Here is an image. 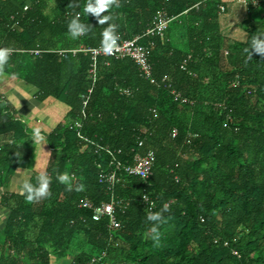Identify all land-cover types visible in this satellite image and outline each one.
I'll use <instances>...</instances> for the list:
<instances>
[{"label":"trees","instance_id":"obj_1","mask_svg":"<svg viewBox=\"0 0 264 264\" xmlns=\"http://www.w3.org/2000/svg\"><path fill=\"white\" fill-rule=\"evenodd\" d=\"M86 3L0 0V48L12 49L0 80L35 88L49 118L39 125L46 142L35 144L33 129L0 96V264H264V56L245 51L264 33V0L247 6L241 41L223 32L221 0H113L103 15L124 39L143 35L160 10L171 22L162 36L140 41L152 77L129 58H99L94 83L90 54L72 53L99 48L107 27L83 13ZM77 14L91 29L74 39L68 23ZM149 151V179L119 171L112 191L100 182ZM20 170L32 183L47 173L50 196L28 203L10 191ZM65 172L71 185L55 179ZM112 200L128 204L113 230L79 204ZM165 203L153 240L146 213Z\"/></svg>","mask_w":264,"mask_h":264},{"label":"built area","instance_id":"obj_2","mask_svg":"<svg viewBox=\"0 0 264 264\" xmlns=\"http://www.w3.org/2000/svg\"><path fill=\"white\" fill-rule=\"evenodd\" d=\"M225 5H229L233 2H237L245 7L250 3L256 5V0H221ZM220 5V12L222 14L226 11V6ZM28 7H25L27 10ZM171 18L168 17L167 13L164 10H160L156 13L150 27L146 30L143 35L135 36L132 39H124L120 35L118 40L117 49L112 53H103L99 51V48H81L79 50H73L72 53L76 54L77 52H83L90 54L91 58V68L89 70L90 78L93 83L95 82L96 76V65L99 58H115V59H131L140 72V75L145 79H149L153 74V65L150 62L148 50L146 47L140 44V41L144 38H151L162 36L165 31L168 29ZM129 93V91H124ZM91 93V90H89ZM176 98L180 97V94L172 91ZM185 100H183L184 102ZM87 104V101L84 102V105ZM75 127L77 129L82 128V124L76 122ZM176 135V132L173 133V136ZM80 136V133H79ZM81 137V136H80ZM139 146H142V143H139ZM133 161L127 162L125 164H118L117 169L110 168L107 171L101 173L100 182L104 183L109 191H112L113 187L120 181V178L117 176L119 171H122L125 175L139 177L141 179H149L153 174V166L155 162V154L153 151H149L144 155L136 154ZM145 201H148L147 197H144ZM82 208L89 209L93 212L92 219L94 221H100L104 218L108 219L109 228L116 229L119 227V222L117 220V210L119 207L125 208L128 204L122 200H112L111 202H103L99 205H94L90 201H82L79 203ZM104 255V254H103ZM98 261L93 259L92 263Z\"/></svg>","mask_w":264,"mask_h":264},{"label":"clouds","instance_id":"obj_3","mask_svg":"<svg viewBox=\"0 0 264 264\" xmlns=\"http://www.w3.org/2000/svg\"><path fill=\"white\" fill-rule=\"evenodd\" d=\"M113 0H87V3L83 7V13L89 17V14L94 16L100 26L107 25L100 33V47L99 51L103 53H112L117 49L119 36L116 31L114 23H110L113 17L109 15H103L108 12L112 6ZM91 29V25H86L81 22L79 14L70 20L68 23V33L74 39H79L81 36L87 34ZM248 53V58L252 59L254 54L264 56V33L258 37H253L250 41L249 47L245 49ZM12 49L0 48V72H2L5 66L9 62ZM11 78L15 79L16 74L12 73ZM32 141L35 144H44L46 137L41 133L39 127L33 129ZM11 143V142H10ZM17 155V154H16ZM56 181L60 184L71 185L72 178L65 173H59L55 177ZM50 184L51 179L47 173H40L35 177V183L24 182L20 189V194L24 197L28 203H37L41 200L47 199L50 196ZM71 191V187L68 189ZM77 190H83L81 184ZM169 210L168 205L165 203L160 211L147 212L146 221L151 224L149 232L153 240L159 239V226L163 221V214Z\"/></svg>","mask_w":264,"mask_h":264},{"label":"rangeland","instance_id":"obj_4","mask_svg":"<svg viewBox=\"0 0 264 264\" xmlns=\"http://www.w3.org/2000/svg\"><path fill=\"white\" fill-rule=\"evenodd\" d=\"M247 14V9L242 6L241 12L237 13L235 17L231 20V22L223 23V32L229 37H232L235 40H244L245 39V33L241 29L240 25L241 22L244 20ZM17 85L18 89L22 92L21 94H17L15 91H17ZM15 90V91H14ZM18 90V91H19ZM35 90V88L24 84L23 82L17 81V80H0V96H4L9 100L11 105L15 106V104L18 102V104L22 105L23 102L27 101V99H30L32 97V91ZM21 97H24L23 100H20ZM13 106V108H14ZM63 109L62 107H60ZM64 110V109H63ZM17 111V110H16ZM17 114L23 117L19 111H17ZM41 126V125H40ZM27 172L26 170H20L15 177L12 179V183L10 185V190L12 192H20L21 186L24 182L27 180ZM30 175V173H29ZM28 175V177H29ZM2 193V192H1ZM7 212L0 213V227L2 226V223L6 220ZM52 264H70L71 257L62 259L61 261H57L54 257L51 258Z\"/></svg>","mask_w":264,"mask_h":264},{"label":"crops","instance_id":"obj_5","mask_svg":"<svg viewBox=\"0 0 264 264\" xmlns=\"http://www.w3.org/2000/svg\"><path fill=\"white\" fill-rule=\"evenodd\" d=\"M242 6L243 5H241L237 2H233L227 6L226 12L224 14H222V16H221L222 29H223V23L231 22L233 17H235V15L237 13L241 12ZM245 8L247 9V7H245ZM18 88L19 87L17 85V91H15V90L14 91L17 94H21L22 92ZM35 92H36V90H33L32 91V97L30 99H27V101L23 102L22 105L18 104V102L15 104V106L13 105L14 109L19 111V113L23 116L22 119L27 122L28 127L31 129H35V128L39 127L41 122H48L49 121L48 116L42 111L41 107L34 100ZM23 98L24 97H21L20 100H23ZM5 99H7V98H5ZM7 101L9 102V100H7ZM29 173L30 172H27V176H26L27 180L29 178L28 177ZM9 190H10V188H9Z\"/></svg>","mask_w":264,"mask_h":264}]
</instances>
